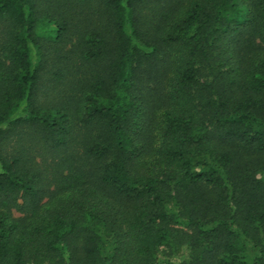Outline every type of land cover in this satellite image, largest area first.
<instances>
[{"label": "trees", "instance_id": "obj_1", "mask_svg": "<svg viewBox=\"0 0 264 264\" xmlns=\"http://www.w3.org/2000/svg\"><path fill=\"white\" fill-rule=\"evenodd\" d=\"M0 264H264V0H0Z\"/></svg>", "mask_w": 264, "mask_h": 264}, {"label": "rangeland", "instance_id": "obj_2", "mask_svg": "<svg viewBox=\"0 0 264 264\" xmlns=\"http://www.w3.org/2000/svg\"><path fill=\"white\" fill-rule=\"evenodd\" d=\"M254 254L250 251L245 252V256L249 259L250 257H252ZM178 262H180L181 259H183L184 261L188 262L189 260V252L187 249L183 250L180 257L178 258Z\"/></svg>", "mask_w": 264, "mask_h": 264}]
</instances>
